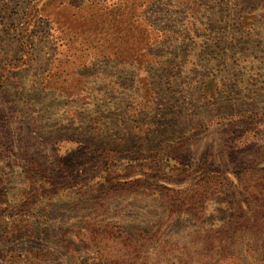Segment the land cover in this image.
Returning <instances> with one entry per match:
<instances>
[{
    "label": "rangeland",
    "instance_id": "374dc122",
    "mask_svg": "<svg viewBox=\"0 0 264 264\" xmlns=\"http://www.w3.org/2000/svg\"><path fill=\"white\" fill-rule=\"evenodd\" d=\"M263 174L264 0H0V264H264Z\"/></svg>",
    "mask_w": 264,
    "mask_h": 264
},
{
    "label": "trees",
    "instance_id": "16d2710c",
    "mask_svg": "<svg viewBox=\"0 0 264 264\" xmlns=\"http://www.w3.org/2000/svg\"><path fill=\"white\" fill-rule=\"evenodd\" d=\"M257 181L258 182H255V183H258V185L259 184L262 185L263 181H264V174L260 178H257ZM258 185H256V186H258ZM256 186H251V188H249V186H247V187L242 189V192H243V194H245L246 196H249L250 198H255L258 196L261 197V198H259V201H260L259 209L256 208V204L253 203V200H252V201H250V204L253 206L251 207L250 210L252 212L253 217L255 218L254 224L258 225L259 228L264 230V190L259 191L256 189ZM220 199H222V198H220Z\"/></svg>",
    "mask_w": 264,
    "mask_h": 264
}]
</instances>
